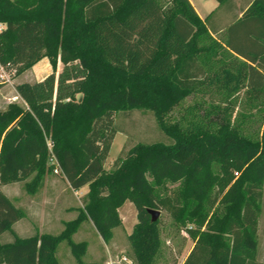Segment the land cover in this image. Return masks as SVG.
Instances as JSON below:
<instances>
[{
    "label": "trees",
    "instance_id": "1",
    "mask_svg": "<svg viewBox=\"0 0 264 264\" xmlns=\"http://www.w3.org/2000/svg\"><path fill=\"white\" fill-rule=\"evenodd\" d=\"M169 1L172 8L165 12L160 0H0V66L13 76L43 57L52 66L43 80L15 85L27 107L10 103L0 112L1 178L23 180L41 173L52 153L72 189L88 186L78 215L65 222L61 233L0 242V264H59L55 249L61 240L79 257L85 242H71L79 224L89 219L103 241L109 240L121 225L118 208L126 200L137 217L129 235L133 259L151 264L158 219L151 221L147 209L165 205L156 188L165 180L182 185L176 218L194 241L182 264H263L255 251L264 132L257 138L242 136L223 118L210 120L214 130H187L167 121L183 98L209 82L217 46L211 36L217 28L210 25L217 9L202 19L189 0ZM216 1L219 8L232 0ZM222 42L227 52L248 61L246 86L263 89L264 0H252L241 17L227 23ZM57 60L62 68L55 75ZM77 94H82L80 101ZM134 109L151 111L169 141L138 142L107 170L118 132L115 113ZM210 167L240 172L243 186L237 200L240 217L225 218L223 233L215 235L200 215ZM19 215L0 191V235ZM186 219L194 226L187 227Z\"/></svg>",
    "mask_w": 264,
    "mask_h": 264
},
{
    "label": "rangeland",
    "instance_id": "2",
    "mask_svg": "<svg viewBox=\"0 0 264 264\" xmlns=\"http://www.w3.org/2000/svg\"><path fill=\"white\" fill-rule=\"evenodd\" d=\"M165 12H169L172 3L160 0ZM241 7L245 0H234ZM233 2V1H232ZM197 12L206 17L217 5L216 0H198L194 2ZM237 4V6H238ZM224 7V6H223ZM219 7L210 25L217 28L211 33L216 41V52L213 56L215 65L208 70L209 82L197 86L177 104L167 116L168 122H177L187 130L203 128L214 130L211 119H228L230 126L237 129L245 137H261L264 132V88L249 90L244 86V69L246 64L222 48L224 30L222 28L238 16V10ZM4 27L0 23V30ZM214 43L207 42V45ZM200 52L196 51L195 55ZM62 68L57 60L55 75ZM52 66L48 57H43L35 65L18 76L11 75L9 80L2 81L0 76V112L10 103L27 107L18 95L15 85L22 82H37L43 80ZM115 124L118 128L105 161L104 168L113 169L122 161L124 155L138 142L169 141L168 137L158 127L155 117L148 110H124L115 113ZM47 140H50L46 137ZM49 160L41 173L33 172L23 180H4L0 175V191L3 192L19 210V219L10 230L0 235L1 243H11L18 239L31 237L35 234L58 235L65 228V222L74 219L82 208L80 193L72 189L67 181L53 169H48ZM211 178L205 180V191L200 201V215L211 223L210 235L223 233V221L229 216L240 217V206L237 200L242 194L240 172L225 173L221 168L210 167ZM151 181V177L147 174ZM159 188L165 205L161 207L156 225L158 246L151 264H182L194 245L184 227L180 226L176 214L182 210L183 195L180 182L165 180ZM261 197L256 203L258 215L256 260L264 264V177L260 183ZM86 194V193H85ZM191 199L188 198L186 203ZM74 209L73 212L68 210ZM118 215L121 225L112 229L109 240L103 241L87 221L83 220L71 236V242H85L83 252L76 257L69 242L61 240L57 243L55 257L59 264H137L133 259V249L129 235L137 223L136 209L133 203L126 200L119 208ZM187 215L182 211L181 216ZM187 227L194 225L186 219ZM227 239V236H221ZM108 250L111 258L108 259ZM108 259V260H107Z\"/></svg>",
    "mask_w": 264,
    "mask_h": 264
},
{
    "label": "crops",
    "instance_id": "3",
    "mask_svg": "<svg viewBox=\"0 0 264 264\" xmlns=\"http://www.w3.org/2000/svg\"><path fill=\"white\" fill-rule=\"evenodd\" d=\"M195 1H198V0H189V2L191 3V5L193 6V8H194V10L196 11V13H197V15L200 17V18H205V17H202V15L201 14H199L198 12H197V7H196V5H195ZM233 1V2H232ZM231 1V3H229L227 6L225 5L223 8H229V9H232L233 10V13H236L237 12V10H238V16H237V18H239V17H241V15H242V13H243V11L249 6V4L251 3V1L252 0H245V2H244V4L242 5V7H241V5L240 4H238V6H237V4H235V1L234 0H232ZM216 9H218V2H217V5L212 9V11L213 10H216ZM211 11V12H212ZM210 13H208L206 16H208ZM224 28H225V26L222 28V30H224ZM234 57H236V58H238L239 60H241V61H243L245 64H247V62L248 61H246L244 58H242V57H240V56H238V55H236V54H232ZM36 64V63H35ZM34 64V65H35ZM246 78H247V65L245 66V69H244V75H243V80H244V86H245V88L246 89H249L247 86H246ZM250 90V89H249ZM251 90H255V89H251ZM77 191V193H80V197H83L84 195H85V193H87V191H88V186L87 185H85V186H83V187H81L80 189H78V190H76ZM80 206H82V204L80 205ZM69 212H73L74 211V209H69L68 210ZM76 217V216H75ZM74 217V218H75ZM89 224H91V226L92 227H94L93 226V223L90 221V220H88L87 221ZM95 229V228H94ZM95 231H96V229H95ZM97 232V231H96ZM98 233V232H97ZM74 235V234H73ZM72 235V236H73ZM112 256H111V252H109V250H108V259L110 260V258H111ZM107 259V260H108ZM105 264H110V263H108V261H105Z\"/></svg>",
    "mask_w": 264,
    "mask_h": 264
},
{
    "label": "built area",
    "instance_id": "4",
    "mask_svg": "<svg viewBox=\"0 0 264 264\" xmlns=\"http://www.w3.org/2000/svg\"><path fill=\"white\" fill-rule=\"evenodd\" d=\"M14 72L12 73H9L7 72L4 67L0 66V76H1V79L2 81L4 80H9V77L11 75H13ZM47 146H48V149L51 151V147H52V141L51 140H47ZM49 164L53 165V171L56 173V174H60L61 173V170L57 164V161H56V158L55 156L51 153L50 156H49Z\"/></svg>",
    "mask_w": 264,
    "mask_h": 264
},
{
    "label": "water",
    "instance_id": "5",
    "mask_svg": "<svg viewBox=\"0 0 264 264\" xmlns=\"http://www.w3.org/2000/svg\"><path fill=\"white\" fill-rule=\"evenodd\" d=\"M81 98H82V94H77V100L80 101ZM147 211L151 215V221H155V220L158 219V216H159L160 211L155 210V209H147Z\"/></svg>",
    "mask_w": 264,
    "mask_h": 264
}]
</instances>
